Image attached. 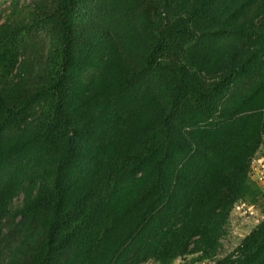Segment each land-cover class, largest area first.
Masks as SVG:
<instances>
[{
    "label": "trees",
    "instance_id": "16d2710c",
    "mask_svg": "<svg viewBox=\"0 0 264 264\" xmlns=\"http://www.w3.org/2000/svg\"><path fill=\"white\" fill-rule=\"evenodd\" d=\"M0 4V264H264V0Z\"/></svg>",
    "mask_w": 264,
    "mask_h": 264
},
{
    "label": "rangeland",
    "instance_id": "374dc122",
    "mask_svg": "<svg viewBox=\"0 0 264 264\" xmlns=\"http://www.w3.org/2000/svg\"><path fill=\"white\" fill-rule=\"evenodd\" d=\"M0 6L4 7V5ZM22 197L17 199L14 203L15 207H20L22 204ZM264 219L262 206H251L247 203H239L230 219L225 237L222 240V247L217 258H222L232 253L240 244L242 239L250 233V231ZM194 257L181 259L176 264H190ZM147 264H153L149 262Z\"/></svg>",
    "mask_w": 264,
    "mask_h": 264
},
{
    "label": "crops",
    "instance_id": "0c3cea01",
    "mask_svg": "<svg viewBox=\"0 0 264 264\" xmlns=\"http://www.w3.org/2000/svg\"><path fill=\"white\" fill-rule=\"evenodd\" d=\"M264 146L263 149L261 150V152L259 153V155L257 156V158L254 161L253 164V171H252V179L257 182V177L259 174H261L262 168L264 167ZM261 187H264V185L259 184Z\"/></svg>",
    "mask_w": 264,
    "mask_h": 264
},
{
    "label": "built area",
    "instance_id": "2783aa9c",
    "mask_svg": "<svg viewBox=\"0 0 264 264\" xmlns=\"http://www.w3.org/2000/svg\"><path fill=\"white\" fill-rule=\"evenodd\" d=\"M264 166V165H263ZM262 173L261 174H259L258 175V177H257V183L258 184H262V185H264V167L262 168ZM150 262H152L153 264H154V262L153 261H150ZM149 263V262H148ZM147 264V263H146Z\"/></svg>",
    "mask_w": 264,
    "mask_h": 264
}]
</instances>
